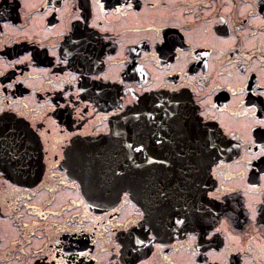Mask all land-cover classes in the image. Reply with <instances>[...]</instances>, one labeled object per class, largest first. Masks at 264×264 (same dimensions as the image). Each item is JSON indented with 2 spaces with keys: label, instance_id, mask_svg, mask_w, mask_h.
Here are the masks:
<instances>
[{
  "label": "flooded vegetation",
  "instance_id": "flooded-vegetation-1",
  "mask_svg": "<svg viewBox=\"0 0 264 264\" xmlns=\"http://www.w3.org/2000/svg\"><path fill=\"white\" fill-rule=\"evenodd\" d=\"M161 93L91 206L120 185L88 202L64 153ZM0 140V264H264V0H0Z\"/></svg>",
  "mask_w": 264,
  "mask_h": 264
},
{
  "label": "water",
  "instance_id": "water-1",
  "mask_svg": "<svg viewBox=\"0 0 264 264\" xmlns=\"http://www.w3.org/2000/svg\"><path fill=\"white\" fill-rule=\"evenodd\" d=\"M179 99L166 96L164 94H156L152 97H144L140 100V104L131 110H127L122 114V116L115 120L113 125H111V135L106 138L107 140L94 141L85 143L81 141L79 145H74L72 150L75 152H81L80 154L74 155L71 150H68L64 153V160L61 162V168L65 169L67 176L70 180L77 181L83 189L84 196L86 200L89 202L91 197H96L97 195H92V190L100 189L102 186H105L107 183H97L96 187L95 182H107V181H117L121 177V172L125 180L122 185H120L117 189H115V194L111 195L104 202H99L97 204L95 201L90 203L91 206L102 207L109 206L113 202L109 201L111 198L118 197L119 191L125 189H131L129 185L130 181V155L128 153L115 154L113 149V142L121 141L123 144H127L129 142V136L133 133H145L146 132V121L149 115V112L152 111V116L155 117L154 125L161 128L163 125L160 121L161 116L158 118V115L161 110H165V107L169 108H177L182 104L178 103ZM174 119V118H173ZM170 119V120H173ZM177 121V119H176ZM175 122L166 121L164 126L169 129L174 127ZM180 123V122H179ZM205 126H200L195 128L192 126V131H196V134L199 135V139H202L206 132H210L207 130ZM120 133V135L118 134ZM202 143L204 140H201ZM1 143V140H0ZM121 144V149L126 146ZM2 145V144H1ZM81 145V146H80ZM110 149L111 153L105 154L102 152L105 148ZM71 149V148H70ZM201 157V198L204 196V193L207 189V180L206 175L209 171V166L211 163V156L202 155ZM194 171L192 170V173ZM102 196H106L102 194Z\"/></svg>",
  "mask_w": 264,
  "mask_h": 264
},
{
  "label": "bare ground",
  "instance_id": "bare-ground-1",
  "mask_svg": "<svg viewBox=\"0 0 264 264\" xmlns=\"http://www.w3.org/2000/svg\"><path fill=\"white\" fill-rule=\"evenodd\" d=\"M179 126H180V123H179L178 120H177L176 123H175V125H174V127H172V130L168 133V134H169V139H170V140H173V141H180V140H179V137H181L180 134L185 133V131H181V130L179 129ZM80 153H81V152H79V154H80ZM123 181H127V180H125V178H124V176H123V173L121 172V177H120L117 181H115V182H116V184H118V185H122Z\"/></svg>",
  "mask_w": 264,
  "mask_h": 264
},
{
  "label": "rangeland",
  "instance_id": "rangeland-1",
  "mask_svg": "<svg viewBox=\"0 0 264 264\" xmlns=\"http://www.w3.org/2000/svg\"><path fill=\"white\" fill-rule=\"evenodd\" d=\"M51 141H54L52 144H54V145H52V147L51 148H53V152H51V154L52 153H55V152H58V147L55 149V145L57 144V143H59V138L58 137H56V138H54V139H51ZM56 143V144H55ZM50 158L52 159V155L50 156ZM50 159V163H54L53 162V160H51ZM64 170V169H63ZM45 181H47L48 183L50 182V179L49 178H46V180Z\"/></svg>",
  "mask_w": 264,
  "mask_h": 264
}]
</instances>
